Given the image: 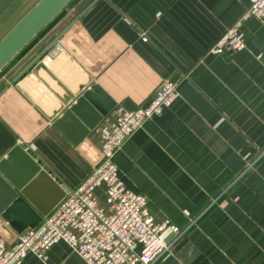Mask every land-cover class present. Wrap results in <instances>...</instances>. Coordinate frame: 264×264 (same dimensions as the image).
<instances>
[{"label": "crops", "instance_id": "0c3cea01", "mask_svg": "<svg viewBox=\"0 0 264 264\" xmlns=\"http://www.w3.org/2000/svg\"><path fill=\"white\" fill-rule=\"evenodd\" d=\"M38 1L4 23L0 39ZM252 1L73 0L0 73V160L19 146L31 161L17 155L0 171V237L16 242L12 220L42 221L100 162V128L116 109L149 106L168 80L179 98L114 158L154 220L184 229L155 264H264V153L243 171L264 151V19L243 20L244 49L209 53ZM86 78L99 89L72 110L75 99L62 96ZM105 190L96 187L101 202ZM22 264L88 263L60 240L47 260L30 252Z\"/></svg>", "mask_w": 264, "mask_h": 264}, {"label": "built area", "instance_id": "2783aa9c", "mask_svg": "<svg viewBox=\"0 0 264 264\" xmlns=\"http://www.w3.org/2000/svg\"><path fill=\"white\" fill-rule=\"evenodd\" d=\"M248 17L264 19V0L252 1L209 53L244 49L241 25ZM179 96L178 84L167 80L149 106L135 110L119 106L115 118L100 128V162L36 227L21 232L14 244L0 237V264H22L30 252L47 260L48 250L60 240H65L88 264H155L169 254L184 229L170 220H154L147 198L124 184L114 158L136 130ZM263 153L246 162L243 171ZM100 183L106 185L104 202L96 194Z\"/></svg>", "mask_w": 264, "mask_h": 264}, {"label": "water", "instance_id": "95a60500", "mask_svg": "<svg viewBox=\"0 0 264 264\" xmlns=\"http://www.w3.org/2000/svg\"><path fill=\"white\" fill-rule=\"evenodd\" d=\"M73 0H39L28 12H26L15 24L14 26L0 39V73L49 25L51 24L72 2ZM69 28H66L63 32H61L46 48L45 50L36 57L33 62L28 66L30 69L40 58L45 54L49 49L57 46L60 38L65 34V32ZM24 70L22 74L26 71ZM38 69H35L34 72L38 74ZM21 76V75H20ZM89 79L86 78L83 83L78 85L77 89L74 92H68L64 96H62V103L64 105L69 104L73 99H75V105L72 106V110H75L79 107L83 102L90 101L91 96L96 89H99L97 86L88 87ZM58 112V111H57ZM106 111H102L101 114L104 115ZM14 142V138L12 139ZM22 148L19 146H14V148L9 153L8 159L0 160V171L5 173L6 163L15 158L17 155H23L24 159L27 160V163H30L28 156L21 153ZM1 157V154H0ZM25 160V161H26ZM36 169L38 166L34 165ZM233 180V178H232ZM232 180L230 182H232ZM228 186L226 184L222 190L217 192L214 198H217L222 191ZM20 201H17L12 211L19 209L17 205ZM210 204V203H209ZM208 204V205H209ZM207 205V206H208ZM206 206V207H207ZM27 208L26 206H24ZM205 207V208H206ZM23 208V207H21ZM24 209V208H23ZM27 210V209H26ZM9 212V211H8ZM7 212V213H8ZM3 213V209L0 208V214ZM9 214H5V217L9 218ZM12 218V217H11ZM41 219V218H40ZM41 220H33L32 222H26L21 225L15 224L13 220L11 224L15 226L18 231L21 233L27 227H36Z\"/></svg>", "mask_w": 264, "mask_h": 264}, {"label": "rangeland", "instance_id": "374dc122", "mask_svg": "<svg viewBox=\"0 0 264 264\" xmlns=\"http://www.w3.org/2000/svg\"><path fill=\"white\" fill-rule=\"evenodd\" d=\"M30 2L31 0H0V29L4 23L16 18L23 10V5L27 7Z\"/></svg>", "mask_w": 264, "mask_h": 264}]
</instances>
